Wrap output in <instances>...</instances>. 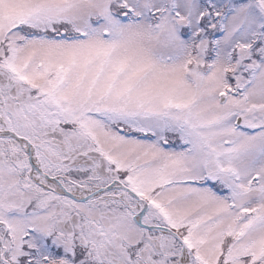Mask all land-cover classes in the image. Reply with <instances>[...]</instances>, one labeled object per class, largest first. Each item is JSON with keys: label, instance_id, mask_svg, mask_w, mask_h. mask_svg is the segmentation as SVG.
<instances>
[{"label": "snow or ice", "instance_id": "snow-or-ice-1", "mask_svg": "<svg viewBox=\"0 0 264 264\" xmlns=\"http://www.w3.org/2000/svg\"><path fill=\"white\" fill-rule=\"evenodd\" d=\"M0 264H264V0H0Z\"/></svg>", "mask_w": 264, "mask_h": 264}]
</instances>
